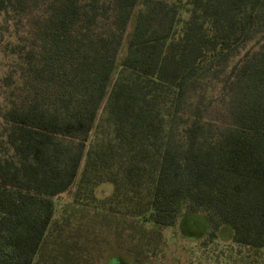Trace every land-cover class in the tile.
<instances>
[{"label": "trees", "instance_id": "1", "mask_svg": "<svg viewBox=\"0 0 264 264\" xmlns=\"http://www.w3.org/2000/svg\"><path fill=\"white\" fill-rule=\"evenodd\" d=\"M10 13L30 35L0 103V264H100L103 234L105 264H146L188 213L264 264V41L238 53L264 0H0Z\"/></svg>", "mask_w": 264, "mask_h": 264}, {"label": "rangeland", "instance_id": "2", "mask_svg": "<svg viewBox=\"0 0 264 264\" xmlns=\"http://www.w3.org/2000/svg\"><path fill=\"white\" fill-rule=\"evenodd\" d=\"M185 17L182 14V18L185 19ZM29 24L30 18L27 13L0 14V103L3 102L4 91L7 89L4 77L11 72L13 67L12 47L16 44H22L27 40L30 35L28 34L30 30ZM262 38H264V34L246 44H242L238 49L239 57L248 50L256 51L264 41ZM122 56L123 52L119 54V59ZM99 117L101 119L98 121V125L101 127L98 130L97 139H102L107 136L105 135L107 129H104L106 126L102 120V112L99 113ZM3 126L0 119V135ZM182 127L179 124L177 131H181ZM179 136L180 133H177L176 137ZM111 192L110 185L102 184L95 190V197L102 199L109 196ZM63 199L61 198L59 202L56 201L55 219L60 216L64 208ZM83 203H86V201H83ZM209 232L210 227L203 213L183 214L178 218L175 226L165 231L164 238L167 244L163 253L154 258L147 259L146 264H234L236 259H255L249 257L246 250H239L236 246L229 243L228 239L231 238V231L229 229L222 228L220 231L221 238L210 237ZM103 240H105L104 234L100 236L98 244H94L93 246L94 252L100 258V264H105L108 260L107 257L113 255V250H110V247L113 248L114 245L106 247V243ZM113 259L114 261H109L107 264H130L124 263V260H121L122 262L119 263L115 261L114 257ZM124 259L128 260L127 258Z\"/></svg>", "mask_w": 264, "mask_h": 264}, {"label": "flooded vegetation", "instance_id": "3", "mask_svg": "<svg viewBox=\"0 0 264 264\" xmlns=\"http://www.w3.org/2000/svg\"><path fill=\"white\" fill-rule=\"evenodd\" d=\"M255 264V263H263V260H255V259H236L234 264Z\"/></svg>", "mask_w": 264, "mask_h": 264}]
</instances>
